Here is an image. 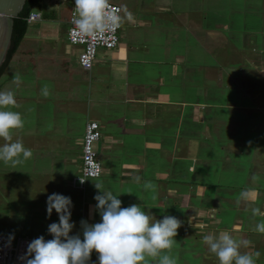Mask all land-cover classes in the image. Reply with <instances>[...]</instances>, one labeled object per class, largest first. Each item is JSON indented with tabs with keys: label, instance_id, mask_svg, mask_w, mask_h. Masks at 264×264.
<instances>
[{
	"label": "crops",
	"instance_id": "0c3cea01",
	"mask_svg": "<svg viewBox=\"0 0 264 264\" xmlns=\"http://www.w3.org/2000/svg\"><path fill=\"white\" fill-rule=\"evenodd\" d=\"M55 1L35 9L42 19L29 24L1 77L0 90L15 92L14 110L25 119L13 140L33 153L13 168L17 211L36 203L42 217L35 229L42 231L48 195L71 197L70 234L82 238L81 221L100 220L93 199L99 182L121 194L122 207L138 204L156 219L182 221L166 250L177 264H220L204 237L224 231L249 240L241 251L264 264V233L256 231L264 216L251 214L253 207L264 213V0H121L139 10L121 25L116 47L99 48L89 70L79 63L82 47L68 40L72 0L51 10ZM89 121L101 127L95 149L103 170L80 188ZM70 177L76 192L67 189ZM245 190L254 202L240 200ZM97 257L93 252L90 264Z\"/></svg>",
	"mask_w": 264,
	"mask_h": 264
},
{
	"label": "clouds",
	"instance_id": "9594fccd",
	"mask_svg": "<svg viewBox=\"0 0 264 264\" xmlns=\"http://www.w3.org/2000/svg\"><path fill=\"white\" fill-rule=\"evenodd\" d=\"M74 4L77 15L73 20V31L82 38L102 39L122 23L121 9L113 7L110 0H74ZM125 15L131 18L130 13ZM12 82L19 87L22 78L14 74ZM41 94L49 95L47 85L42 87ZM17 107L15 92L0 90V139L5 141L0 144V163L13 168L22 166L33 155L21 140H13L12 132L25 125L23 114L14 110ZM94 186L98 190L93 199L99 222L89 224L82 220V238L81 234H70L76 227L72 221L74 204L71 197L60 193L48 195L47 216L50 218L53 211L58 214V222L50 223L47 228L52 238L39 236L30 241L25 253L18 257L20 264H90L93 252L98 257L91 264H149L150 258L157 264H177L176 257L166 250H171L177 243L175 237L182 226L180 219L171 215L156 219L138 204L122 207L120 193L105 190L99 182ZM144 187L151 189L154 186L146 183ZM255 199L251 190L240 193V200L245 203ZM251 214L264 216L258 207H253ZM256 231L264 233V220L256 224ZM14 239V233H10L5 246L10 247ZM204 243L220 264H256L253 255L241 251L248 248L250 241L236 239L228 231L207 235ZM255 256L258 257L259 252Z\"/></svg>",
	"mask_w": 264,
	"mask_h": 264
},
{
	"label": "built area",
	"instance_id": "2783aa9c",
	"mask_svg": "<svg viewBox=\"0 0 264 264\" xmlns=\"http://www.w3.org/2000/svg\"><path fill=\"white\" fill-rule=\"evenodd\" d=\"M72 3L73 8L68 19V40L70 43L82 47V51L79 56V62L84 69L89 70L93 67L99 48L104 47L112 49L117 46L119 42V31L121 29V25L114 32L106 33L102 39L93 41L88 38H82L73 31V20L76 18L77 14L75 12L74 0H72ZM110 3L113 7L121 9L120 5L112 2ZM41 19L42 13L37 10H32L26 18L28 24ZM101 135V127L97 121H89L86 124L83 138L81 176L75 180V184L80 188H84L87 179L98 178L102 174L103 166L95 149V143L100 140ZM33 239L35 238L18 237L12 241L10 247H7L5 246L7 237L0 235V264H20L18 257L25 253L28 243Z\"/></svg>",
	"mask_w": 264,
	"mask_h": 264
},
{
	"label": "rangeland",
	"instance_id": "374dc122",
	"mask_svg": "<svg viewBox=\"0 0 264 264\" xmlns=\"http://www.w3.org/2000/svg\"><path fill=\"white\" fill-rule=\"evenodd\" d=\"M53 1V0H49ZM111 2H118L122 6V26L126 24L127 16L125 13H130L131 16L134 15L135 12H138V4L134 2H128L127 1H121V0H110ZM58 0L55 1L54 6H51V10L57 9ZM47 4V2H46ZM130 4V5H129ZM49 9V10H50ZM50 10V11H51ZM59 10V9H58ZM57 11V10H56ZM121 29L119 31V38L121 35ZM13 67L10 65L7 73H12ZM4 78L0 79L1 81ZM5 142V141H3ZM81 176V174H80ZM90 179H87V181ZM14 178H13V167L5 166L2 163H0V235H3L7 237L10 233H14L15 239L18 237H32L36 238L41 236L40 233H42V236L45 238L51 237L48 234L47 228L50 223L58 222V214H52V216L44 220V230L41 231V229L37 227L36 221L37 218H41L42 214L37 213L39 210L37 209V204L28 201L27 209L22 211H17V206L15 202V197H13V190L16 185L13 184ZM86 181V182H87ZM74 182L73 178H67L66 179V186L67 189L74 190L76 192L78 190V187H72V184ZM35 197V196H34ZM20 199L25 200V196L19 197L18 201ZM27 199H32L27 197ZM25 202V201H24ZM41 212V211H40ZM35 220H34V218ZM75 219L74 213H72V220Z\"/></svg>",
	"mask_w": 264,
	"mask_h": 264
},
{
	"label": "water",
	"instance_id": "95a60500",
	"mask_svg": "<svg viewBox=\"0 0 264 264\" xmlns=\"http://www.w3.org/2000/svg\"><path fill=\"white\" fill-rule=\"evenodd\" d=\"M29 0H0V67L11 43L13 19L24 10Z\"/></svg>",
	"mask_w": 264,
	"mask_h": 264
},
{
	"label": "trees",
	"instance_id": "16d2710c",
	"mask_svg": "<svg viewBox=\"0 0 264 264\" xmlns=\"http://www.w3.org/2000/svg\"><path fill=\"white\" fill-rule=\"evenodd\" d=\"M42 2L43 0H29L20 15L13 19L14 24L11 35V43L6 54V59L0 67V79L12 61L13 56L17 53L20 44L26 35L29 26L26 20L27 16L32 10L40 8Z\"/></svg>",
	"mask_w": 264,
	"mask_h": 264
},
{
	"label": "bare ground",
	"instance_id": "6f19581e",
	"mask_svg": "<svg viewBox=\"0 0 264 264\" xmlns=\"http://www.w3.org/2000/svg\"><path fill=\"white\" fill-rule=\"evenodd\" d=\"M111 2V1H110ZM112 3H114V2H112ZM117 4V3H116ZM119 5V4H118ZM121 9H122V7H121ZM79 56H80V54H79ZM80 63V62H79ZM83 154V153H82ZM90 179H94V178H90Z\"/></svg>",
	"mask_w": 264,
	"mask_h": 264
}]
</instances>
